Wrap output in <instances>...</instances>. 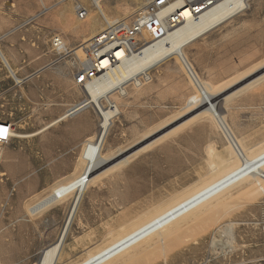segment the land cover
<instances>
[{
	"label": "rangeland",
	"instance_id": "1",
	"mask_svg": "<svg viewBox=\"0 0 264 264\" xmlns=\"http://www.w3.org/2000/svg\"><path fill=\"white\" fill-rule=\"evenodd\" d=\"M57 1L45 2L43 9L39 0H0V30L4 33L0 47L20 75L30 76L22 85L23 96L0 62V120L10 121L15 134L39 131L84 98L72 80L78 64L73 55L49 65L55 59L53 36L75 47L88 34L87 30L78 34L65 30L57 19L61 5ZM102 2L115 13L114 21L124 18L122 9L130 6L131 0ZM250 3L251 11L218 33V37L232 38L240 70L229 81L264 63V0ZM130 8L133 13L126 21L133 19L139 5ZM27 19L30 21L24 23ZM240 21L245 23L240 25ZM151 74L152 82L143 89L130 90L125 99L114 96L121 114L114 119L109 137L113 159L94 172L99 181L83 197L80 223L72 226L58 264L79 262L123 229L210 178L211 161L221 169L234 159L214 121L199 113L201 108L184 114L185 101L195 90L179 61H164ZM263 74L264 68L221 96L229 95L224 105L226 121L236 136L251 114L264 127V76L248 84ZM249 95L256 96L257 101L243 103ZM221 97L215 100L219 102ZM223 103L220 101L219 107ZM97 121L89 108L38 136L15 138L5 147L0 161V174H4L0 176V264H37L42 249L55 241L65 206L31 216L26 207L44 197L50 186L81 170L76 169L78 158ZM209 147L213 149L212 157ZM125 157L128 163L121 165L119 161ZM252 188L255 191L248 194L245 187L233 190L219 199L216 209L180 224L164 245L111 264H264V197L256 191L257 186ZM231 224L233 246L227 244L228 238L222 232ZM218 240L223 245L216 244Z\"/></svg>",
	"mask_w": 264,
	"mask_h": 264
},
{
	"label": "bare ground",
	"instance_id": "2",
	"mask_svg": "<svg viewBox=\"0 0 264 264\" xmlns=\"http://www.w3.org/2000/svg\"><path fill=\"white\" fill-rule=\"evenodd\" d=\"M47 1L49 0H39L43 9H46L45 2ZM85 1V4H88L90 7H86L87 15L83 20L76 18L72 0H58L56 3L61 4L56 11V15L60 23L66 26V29L64 28L65 30L68 29L75 34L82 33L84 30L88 31L85 39L75 47H69L70 45L68 46L66 42L63 41V47L69 53L67 56L63 57L65 61L69 55H73L77 61H82L84 58V46L100 32H103L107 26L113 23L115 13L109 12V9L106 8L102 0ZM251 1L252 0L249 2H247V0H225L207 10V13L193 18H189L188 12L184 11L181 16L188 19L186 22L173 29L161 30L158 40H152L150 37H146L150 39L147 44L135 52L130 58H123V52H118L116 57L121 59V61L109 74L108 80L97 81L95 85L88 86V94L84 90H79L83 96L86 97V103L95 110L99 121L97 122L94 133L88 136L84 141L83 149L78 158L79 163L76 167L77 170H81L73 174L68 180L57 182L50 186L51 188L48 187L50 190L44 197L39 199L31 207H26V212L28 211L27 214L30 216L45 211L50 212L58 205H64L66 211L63 224L55 241L42 249L37 264H58L72 226L74 223L80 221L79 209L83 197L91 187H96L99 181L98 176L94 175V172L100 166L113 159V156L109 155L111 150L109 137L111 136L115 124L114 117L116 115L119 116L121 111L119 104L115 103L114 96L116 95L112 94V90L116 89V85L119 81L128 79L130 76L143 69H150L152 72L153 69L160 66L164 61L170 59L175 58L179 61L190 85L195 90L185 101L183 110L185 109L186 112H184V114L191 113L201 108L199 113L213 120L224 135L233 151L234 159L225 162L226 165L221 169L218 168L219 164L211 161L210 169L213 171V175H211L210 178L158 208L149 216L138 220L129 228L123 229L121 233L116 236L114 235V237L107 240L104 245L102 244V247L94 252L86 253L79 262L74 263L111 264L120 259H130L134 257L133 255L146 252L152 247H160V245H164L168 238L177 231L180 224L193 222L204 213L216 209V204L219 199L240 187L247 188L245 194H248L255 191L252 188V185H255L258 187L256 191L264 197V189L259 183V176L261 173H264V143L251 150H246L241 145L234 137V133L226 121V114L228 113H226V107L224 105L228 102L229 95L221 97L228 88L264 68V63L249 71L246 75L245 73L240 75L243 77L229 81L224 87L214 89L208 83L201 80L187 56V49L195 40L202 37L207 32L217 33L221 31L229 23L235 21L241 14L251 11ZM137 4L139 8L136 12L141 9L143 2L142 0H131L130 6ZM130 6H126L122 9L121 16L125 19H128L133 13ZM29 21L30 19H27L24 23ZM243 23L245 22L240 21L238 24L242 25ZM9 33H6L4 38L7 37ZM0 62L17 86L20 87V93L24 96L25 93L22 90V85L24 83L23 79L30 76L24 77L20 75L18 69L12 67L1 47ZM187 67L191 70L193 77L188 73ZM262 76H264V74L248 84L262 78ZM197 84L204 92V97L197 88ZM105 95H109V99L112 101L114 100L115 107H102L100 105L99 99ZM220 97L221 99H219V102L215 100ZM220 101L224 102L221 107L218 105ZM204 116L201 117L204 118ZM116 118L118 119L119 117ZM66 120V114H62L39 131L30 135L15 134L14 139H25L38 136ZM159 129L160 127L151 133H156ZM151 133L141 138V140L152 135ZM209 148L210 150H208V153L212 157L213 149H211V147ZM124 151H121L120 154L124 153ZM119 163H121V165L127 164L128 160L125 157L121 159ZM0 176H4V174L2 173ZM222 232L224 236L228 238L226 241L227 244L232 245L235 236V234L233 236V225H229L223 229ZM215 242L216 244L221 243L220 245H223L221 240ZM124 261L125 260H123V262Z\"/></svg>",
	"mask_w": 264,
	"mask_h": 264
},
{
	"label": "built area",
	"instance_id": "3",
	"mask_svg": "<svg viewBox=\"0 0 264 264\" xmlns=\"http://www.w3.org/2000/svg\"><path fill=\"white\" fill-rule=\"evenodd\" d=\"M72 1L76 18L83 20L87 15L86 6L81 0ZM223 1L225 0H142L141 9L133 15L131 21H126V19L113 21L103 32H100L84 46V58L82 61H78L71 75L74 85L80 91L84 90L88 94V86L95 85L97 81L108 80L109 74L121 61L116 57L118 52H123V58H130L150 39L158 40L161 30L173 29L186 22L188 19L181 16L184 11L188 12L189 18L198 17ZM249 1L247 0V2ZM146 37H150V39ZM51 47L55 53V59L49 65L61 62L63 57L69 54L63 47V40L60 36L52 37ZM187 70L193 77L188 67ZM150 72V69H143L128 79L119 81L116 89L112 90V94L116 95L118 99H125L130 90L143 89L152 82ZM28 79L29 77L23 79V82ZM197 86L204 97V92L198 84ZM85 99L84 96L82 100L65 111L64 115L66 114L67 119L73 118L89 108L94 111L97 117L95 110L86 103ZM99 102L102 107H115V103L109 99V95L101 97ZM116 117L118 116L116 115L114 118ZM97 119L99 121L98 117ZM0 129L4 130L0 135L1 161L5 147L14 139L15 129L10 121L4 120H0ZM259 183L264 185V173L260 174Z\"/></svg>",
	"mask_w": 264,
	"mask_h": 264
},
{
	"label": "crops",
	"instance_id": "4",
	"mask_svg": "<svg viewBox=\"0 0 264 264\" xmlns=\"http://www.w3.org/2000/svg\"><path fill=\"white\" fill-rule=\"evenodd\" d=\"M219 32L205 33L202 37L195 40L187 49V56L201 80L205 83L209 82L210 84H208L214 89L224 86L229 80L240 74L238 73V71H240L239 67H236L233 40L228 35L218 37ZM2 35H4L3 30H0V37ZM236 72L238 74H236ZM243 99V103L245 104H252L257 101V97L253 95L246 96ZM222 136L227 142L223 134ZM234 137L237 140L239 138L240 141H238L246 150H251L264 143V127L261 126L258 117H256L255 114H251L242 124L239 135L236 136L234 134ZM230 150L232 151L231 148Z\"/></svg>",
	"mask_w": 264,
	"mask_h": 264
},
{
	"label": "snow or ice",
	"instance_id": "5",
	"mask_svg": "<svg viewBox=\"0 0 264 264\" xmlns=\"http://www.w3.org/2000/svg\"><path fill=\"white\" fill-rule=\"evenodd\" d=\"M3 131H4V130L0 129V135H2V134H3Z\"/></svg>",
	"mask_w": 264,
	"mask_h": 264
}]
</instances>
